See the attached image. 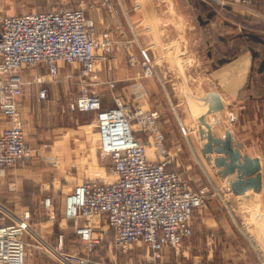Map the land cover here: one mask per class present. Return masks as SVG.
I'll use <instances>...</instances> for the list:
<instances>
[{"label": "built area", "instance_id": "2783aa9c", "mask_svg": "<svg viewBox=\"0 0 264 264\" xmlns=\"http://www.w3.org/2000/svg\"><path fill=\"white\" fill-rule=\"evenodd\" d=\"M103 6L115 17L120 10L112 0ZM93 20L83 7L61 5L55 9L20 15H0V112L8 125L0 132V176L25 166L32 157L26 122L19 111L27 89L39 101H47V85L61 76L63 66L78 68L79 96L71 111L95 113L100 133V153L110 157L113 182L99 179L77 184L65 198L64 216L73 223L80 242L67 252L60 236L55 245L44 241L32 227L33 214H20L0 201V264H26L28 248L34 247L58 264H94L106 231L113 235V247L126 251L144 245L149 264L157 263L167 249L178 251L194 235L193 219L204 206V195L194 191L164 149L165 136L159 128V113L125 103L112 94L113 107L106 109L94 90L99 66L113 49L110 40L95 38ZM130 62L138 63L131 45L125 46ZM142 77H156L149 60L141 62ZM35 69L43 72L32 74ZM31 73V74H30ZM117 82H110L115 90ZM138 127V130H135ZM148 133V140L137 137ZM156 145V160L149 145ZM54 209L51 197L44 200ZM107 230H104V226ZM100 232L101 236H97ZM35 243L31 244L28 238Z\"/></svg>", "mask_w": 264, "mask_h": 264}, {"label": "crops", "instance_id": "0c3cea01", "mask_svg": "<svg viewBox=\"0 0 264 264\" xmlns=\"http://www.w3.org/2000/svg\"><path fill=\"white\" fill-rule=\"evenodd\" d=\"M35 1L37 4L29 9L20 7L8 9L0 0V15L44 12L63 4L71 3L79 6L80 3L89 0ZM138 2L139 0H116L115 3L120 10V15L117 17L110 16L101 6L86 13L94 22L95 38L98 41L107 39L113 44V49L107 54L108 60L99 66L97 92L102 97L106 109L113 107L112 94L116 93L133 104L159 110L162 114L160 125L166 132L165 146L171 153L179 154L184 150L183 139L173 135L175 131L169 126L171 121L165 116L168 114L165 110L169 107L173 110L176 108L172 104L171 97L176 98L177 87L169 78L174 75H170L169 72H157L154 79L142 78L139 62L132 64L124 49V45L130 43L138 61L142 56L146 60L147 58L152 60L153 54L155 56L157 54L158 45L164 44L163 38H160L159 43L154 36L156 30L152 27V20L150 16L144 15L143 7ZM216 2H220L221 6L217 10H210L211 14L206 25V46L213 69L203 74L201 88L205 95H199L198 90L195 89V111L197 107L208 108L204 114H195V163L203 164V172L207 174L211 187L229 188L231 183L236 181L237 173L223 178L221 175L223 169L217 168L214 164V159L221 155L203 153L207 139H202L200 135L202 126L200 119L203 118L205 123L211 125L217 138H223L224 130H230L234 142L241 144L242 155L261 160L263 189L259 194L254 193L253 190L248 191L246 193L248 198L237 196L233 192H226L225 197L231 206L246 207L244 201L248 205L254 203L259 206L261 210L259 217L264 221V0H213V6ZM176 18L179 19L177 15ZM184 33L183 30V35ZM37 72L44 73V69H39ZM62 79L61 75L54 83H60ZM110 82L118 84L114 91L109 87ZM47 88L49 89L47 101L42 102L37 97H32L30 89H27L25 96L20 100L19 111L26 122V135L30 147L36 153V158L27 168L10 171L5 179L0 177V198L9 196V184L16 185L22 209H28L33 214L32 223L35 232L51 245H55L62 236L66 251L72 253L77 250L80 242L74 233L73 223L64 216L65 198H60L56 187L57 182L61 181L66 186L72 185L65 171L58 168V163L62 161L59 159L65 158L71 147L60 145L65 138V135L61 134L65 125L56 121L66 110L71 111L72 100L67 102L65 85L51 83ZM215 104H219L221 108L219 111L214 109ZM7 125L6 118L0 112V132ZM137 136L146 140L141 134ZM48 189L53 192L47 191ZM47 197H51L54 201L53 210L44 207V200ZM251 218L249 213L241 214V222L247 229L242 237L238 238L230 229L223 241L217 239L214 244L207 246L210 248L207 264H264V238L262 240L260 236L257 238L254 236L250 225ZM105 236L106 252L103 250L105 253L112 252L111 264H119L120 255L112 250L113 235L109 232ZM28 241L31 244L35 243L30 237ZM187 247L195 249V240L183 250ZM173 252L167 249L156 264H180L177 260L174 261ZM219 253L223 254L222 263L218 262ZM26 264H58V262L41 250L30 246ZM94 264H102V262L94 261ZM195 264L200 262L195 261Z\"/></svg>", "mask_w": 264, "mask_h": 264}, {"label": "rangeland", "instance_id": "374dc122", "mask_svg": "<svg viewBox=\"0 0 264 264\" xmlns=\"http://www.w3.org/2000/svg\"><path fill=\"white\" fill-rule=\"evenodd\" d=\"M2 1L8 9L18 7L29 9L31 6L37 4L35 0ZM112 1L116 2V0ZM103 2L104 0H89L87 2L80 3L79 6L75 7L85 8L86 13L89 10H94L98 6L104 7V9L107 10V8L103 6ZM138 3L143 7L142 10L144 15L148 17L150 16L152 20V27L156 30L154 31L156 39L159 40V43L160 38H163L164 40V44L160 43V45L156 48V56L153 54L152 60L149 58H147V60L154 64L156 73L169 72L170 75H174L173 77L171 75L169 78L170 80H173V84L177 87V92L175 91L177 94L176 98L171 97L172 104L176 108L173 110L169 107V109L165 110L168 113L165 114V116L166 118L169 117L168 119L171 121L169 126H171L172 130L175 131L173 135H177L183 139V152L179 154L175 152L171 153L166 148V132L160 125L162 114L159 110L133 104L124 100L122 97L121 99L131 106L159 113L160 119L158 121V125L165 136L163 144L164 149L172 159L171 168L178 170L181 174H183L184 178L190 183L194 191L200 192L204 195V206L197 210L193 219L195 235H193L191 239L187 240L180 250H173L174 252L172 255L175 256L174 261L177 260L180 264H195V261L200 262V264H207L208 250L210 249L207 246L209 244H214L213 242L215 240L217 241V239H221L223 241L230 229L233 230L234 234L238 238L245 235V230L247 229L241 222V214L249 213L251 215L252 218L250 225L254 236L256 238L257 236H260L262 240L264 238V221L260 220L258 217L260 216L258 213L261 212L259 206H256L254 203L252 205H248L245 201L244 204L246 207H239V205L231 206L229 200L225 197L226 192H229L228 188H225V186H222L221 188L220 186L215 188L211 187L207 179V174L203 172V164L201 165L199 163H195V114L201 115L208 110L206 107H197L199 110L196 108L195 111V89L198 90L199 95H205V92L201 88L203 86V74L211 72L213 69L211 68L209 61V50L206 46V25L209 14H211L210 10H217L218 7L221 6V3L216 2L214 5L216 8L213 6V0H139ZM67 5H71V3ZM107 12L110 16H113L108 10ZM176 15L179 19L176 18ZM183 30L186 33H184V35ZM129 44L130 43L125 44L124 49L125 46H129ZM125 51L128 54L126 49ZM144 60L146 59L142 56L139 61L141 76V62ZM37 71L38 69H35L32 70L31 73L35 74ZM79 73L80 71L78 68L64 66L61 69L63 81L60 83H52L56 85H65L67 87V89H65L67 102L71 100L74 101L81 93L82 85L77 76ZM94 90H97V86L94 87ZM95 120V113H81L78 111L68 110L56 119V121H60L61 125H65L64 130L61 133L65 135V138L60 145H66L68 148L71 147L69 152L66 153L65 158H60L59 160L62 161L58 163V168L65 171L66 176L69 177V181L71 180L72 182V185L70 186H66V184L64 185L62 181L57 182L56 187L59 190L57 192L62 199L66 198L74 187L82 181L94 179L106 182L115 181V178L110 173V166L112 164L111 158L102 156L99 151L100 133ZM138 129V127H135V130ZM138 134H141L146 137V140H148V133L142 132ZM137 137L140 139L143 138L140 136ZM28 145L30 147L29 142ZM30 149L32 150V157L26 165L12 168L9 172L19 171L29 166L30 162L36 158V153L33 152L31 147ZM148 151L150 158L152 160H156V145L153 141ZM37 154L39 156V152ZM55 162H57V160ZM0 177L2 179L6 178V176ZM50 190L51 189H48L47 191ZM36 191L39 193V189ZM50 192H53V190ZM8 195L9 196H3V198H0V201L18 214L25 210L22 209L20 205L18 190L16 185L13 183L8 186ZM107 229L108 228L105 225L104 230L106 231ZM107 231L106 233H108ZM97 236H101L100 232H97ZM106 240V236H104L101 245L99 246L97 252L92 255V258L94 261L102 262V264H111L112 252L110 251L105 253L107 245ZM194 240L195 249L187 247L183 250L186 245L190 243L192 244ZM199 245H202V247L197 248L196 246ZM112 250H114L115 253H118L121 259H126H120L119 264H149L144 245H135L132 249H128L126 251L116 250L115 247H112ZM98 251L100 253H98ZM186 252L188 254H186ZM222 256L223 254H217L219 263H222Z\"/></svg>", "mask_w": 264, "mask_h": 264}, {"label": "water", "instance_id": "95a60500", "mask_svg": "<svg viewBox=\"0 0 264 264\" xmlns=\"http://www.w3.org/2000/svg\"><path fill=\"white\" fill-rule=\"evenodd\" d=\"M213 107L216 111L221 109L219 104H215ZM200 121L202 123L200 135L202 139H207V143L203 147V153L205 155L214 153L221 155L214 159V164L217 168L223 169L221 172L223 178L237 173L236 181L231 183L228 191L245 198H248L246 193L250 190H253L256 194L261 193L263 189L261 160L248 155H242L240 150L241 144L234 142L230 130H224L223 138H217L213 133L211 125L205 123L203 118ZM217 123H219L218 120Z\"/></svg>", "mask_w": 264, "mask_h": 264}]
</instances>
